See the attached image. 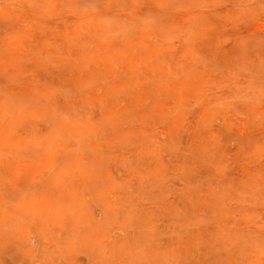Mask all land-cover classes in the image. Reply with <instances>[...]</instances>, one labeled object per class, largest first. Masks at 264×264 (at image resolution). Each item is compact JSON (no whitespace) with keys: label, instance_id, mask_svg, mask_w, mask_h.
Returning a JSON list of instances; mask_svg holds the SVG:
<instances>
[{"label":"rangeland","instance_id":"rangeland-1","mask_svg":"<svg viewBox=\"0 0 264 264\" xmlns=\"http://www.w3.org/2000/svg\"><path fill=\"white\" fill-rule=\"evenodd\" d=\"M0 264H264V0H0Z\"/></svg>","mask_w":264,"mask_h":264}]
</instances>
